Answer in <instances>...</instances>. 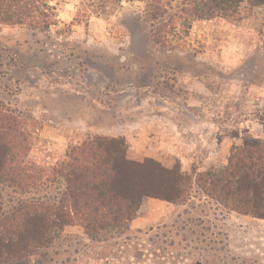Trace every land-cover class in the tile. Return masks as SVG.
Segmentation results:
<instances>
[{
    "label": "rangeland",
    "instance_id": "rangeland-1",
    "mask_svg": "<svg viewBox=\"0 0 264 264\" xmlns=\"http://www.w3.org/2000/svg\"><path fill=\"white\" fill-rule=\"evenodd\" d=\"M104 3L50 0L48 29L0 24V102L32 133L25 162L50 171L89 137H123L128 159L191 175L188 198H145L125 228L68 226L0 264H264V220L227 209L196 181L223 175L233 148L264 142V5L244 0L227 17L186 23L180 0L158 20L146 0L111 14ZM45 184L27 193L0 184L4 210L59 196L63 182Z\"/></svg>",
    "mask_w": 264,
    "mask_h": 264
},
{
    "label": "trees",
    "instance_id": "trees-1",
    "mask_svg": "<svg viewBox=\"0 0 264 264\" xmlns=\"http://www.w3.org/2000/svg\"><path fill=\"white\" fill-rule=\"evenodd\" d=\"M123 1L100 0L105 2L100 10L111 14ZM172 1L146 0V15L154 20L165 18L168 11H174ZM180 1V12L190 23L227 17L244 0ZM247 1L253 7L264 5V0ZM56 17L50 0H0L2 25L48 29ZM31 145L32 133L22 119L0 102V184L27 193L40 190L46 182H63L59 196L23 200L9 211L0 197V261L21 260L48 245L54 231L68 226H81L94 235L125 228L145 198L174 204L188 198L191 175L182 173L180 165L167 168L154 159H128L123 137H89L71 147L50 171L25 162ZM196 181L206 195L227 209L264 220V142L233 148L223 175L198 176Z\"/></svg>",
    "mask_w": 264,
    "mask_h": 264
}]
</instances>
